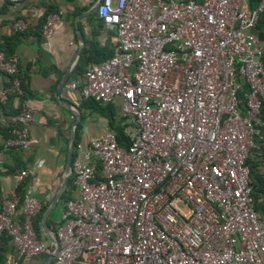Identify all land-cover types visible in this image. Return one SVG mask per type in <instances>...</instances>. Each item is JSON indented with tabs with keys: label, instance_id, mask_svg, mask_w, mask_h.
Returning a JSON list of instances; mask_svg holds the SVG:
<instances>
[{
	"label": "built area",
	"instance_id": "2783aa9c",
	"mask_svg": "<svg viewBox=\"0 0 264 264\" xmlns=\"http://www.w3.org/2000/svg\"><path fill=\"white\" fill-rule=\"evenodd\" d=\"M10 1L17 10L22 0ZM97 15L115 32L111 55L66 86L102 104L119 99L127 145L108 129L77 144L75 195L53 231L56 248L34 229L41 203L30 189L3 199L9 263L44 253L48 264H264L248 162L263 139V48L254 29L264 0H100ZM58 24L59 14L48 13L43 35ZM15 26L26 23L18 17ZM0 71L10 77L0 86L3 104L22 85L16 56L1 49ZM32 113L25 104L12 117L6 147H30ZM30 173L17 171V185Z\"/></svg>",
	"mask_w": 264,
	"mask_h": 264
},
{
	"label": "crops",
	"instance_id": "0c3cea01",
	"mask_svg": "<svg viewBox=\"0 0 264 264\" xmlns=\"http://www.w3.org/2000/svg\"><path fill=\"white\" fill-rule=\"evenodd\" d=\"M97 3L98 0H22L18 9L14 10L10 0H0V43L5 45L11 55L16 56L17 76L23 78L26 90L24 99L20 95H10L5 103H0V205L3 199L21 188L23 191L30 189L33 197L47 208L59 192L47 217V225L51 230L60 222L61 210L66 201L61 200V196L75 195L70 186L71 172L65 186H62L74 112L80 113L78 123L81 122V128L79 139L74 145L77 125L74 127L72 158L78 143L99 136L107 129L105 118L94 109L82 107L83 98L79 92L66 86L70 80H81L83 76L72 74L79 58L78 56L72 62L80 45L77 28L84 40L82 48L90 46L100 57H107L112 52L115 32L102 24L97 15ZM50 12L59 14V24L51 34L45 36L42 25L44 16ZM18 17L26 23V28L22 31H18L15 26ZM254 33L264 50V17L258 21ZM68 69L66 82L57 90ZM9 79L8 75L0 71V86H7ZM114 100L118 103L117 109L121 114L119 99ZM25 104L33 108V113L29 122L30 147L21 151L6 147L5 140L11 136L12 117ZM248 162L254 189L258 191L257 210L264 217V151L260 148L253 149ZM21 169H30L31 173L17 185L14 174ZM57 206L58 215L54 217L52 212ZM20 216L18 209L15 217L19 219ZM40 224L41 219L39 237L46 243L53 244L42 232ZM12 256L10 241L2 242L0 258L3 259V264H10ZM47 259L46 254L40 253L22 257L17 264H45Z\"/></svg>",
	"mask_w": 264,
	"mask_h": 264
},
{
	"label": "trees",
	"instance_id": "16d2710c",
	"mask_svg": "<svg viewBox=\"0 0 264 264\" xmlns=\"http://www.w3.org/2000/svg\"><path fill=\"white\" fill-rule=\"evenodd\" d=\"M255 3V0H250V5L253 6V4ZM261 17H264V15H261L259 17V20ZM46 18V15L44 16V19ZM258 20V21H259ZM45 21V20H44ZM258 23V22H257ZM257 26V24H256ZM20 31V30H18ZM0 49L2 51L5 52V54L7 55H11V53L9 52V50L5 47V45L3 43H0ZM111 55V52L108 54V56ZM107 56V57H108ZM106 56L104 55H101V57L99 56V53L96 51V50H93L90 46H84L80 52V55H79V58L72 70V74L73 73H77V74H83V72L85 71L87 65L89 64V62L93 61V62H99L105 58H107ZM262 63H263V66H264V50H263V54H262ZM73 76V75H72ZM18 78L20 79L21 81V85H22V94L20 95V98L21 99H24L25 98V86H24V83H23V78L19 77ZM247 92V85L245 83L242 84V90L239 92V96L242 97L243 94ZM81 106L84 107V108H91V109H94L96 112H98L102 117L105 118V121H106V127L108 130L112 131L115 136H116V139L117 141L119 142V144L121 145H124L126 146L127 145V142H128V137L125 135L124 131H123V128H124V125H125V117L122 116L119 112H118V103L116 102V100H112L108 103H105V104H102L100 102H97L93 99H82V103H81ZM81 128V122H79L75 128V139H74V145H76L77 143V140L79 139V130ZM262 130V136H263V139L262 141L260 142V149L264 151V126H262L261 128ZM252 170H251V166H250V177H251V181H252V184L254 185L253 183V178H252ZM70 186L71 188H73V185H72V177L70 179ZM20 187V186H19ZM23 190L18 189L16 192H14L12 195H22L23 194ZM257 192L256 189H254V192H253V197H254V206H255V209L257 210ZM72 196L71 195H67V194H63L61 196V200L62 199H69L71 198ZM45 206H42L41 205V208L39 210V212L37 213V215L34 217L33 219V226H34V229L35 231L37 232L38 235H41V231H40V228H39V223H40V219H41V216L43 214V211L45 210ZM258 211V210H257ZM60 225V222L56 225V226H53L52 227V230L55 231L56 228ZM9 241V236L7 235H3L2 238H1V242H0V245L2 242L4 241ZM0 264H3V259L0 258Z\"/></svg>",
	"mask_w": 264,
	"mask_h": 264
},
{
	"label": "water",
	"instance_id": "95a60500",
	"mask_svg": "<svg viewBox=\"0 0 264 264\" xmlns=\"http://www.w3.org/2000/svg\"><path fill=\"white\" fill-rule=\"evenodd\" d=\"M99 2H100V0H98V3ZM77 33H78V36L80 38V45L78 46V48L74 54L72 62H74L77 59V57L79 56L81 48H82L83 43H84L81 32L78 28H77ZM69 70L70 69L66 70L65 73L63 74L62 80H61L60 84L58 85L57 90L60 89V87L66 82V79H67L68 74H69ZM74 113H75V119L72 121V129H71V133H70V143H69V148H68V152H67V156H66V162H65V178L63 179L62 186H65V184L67 182V177L69 176V174L71 172V160H72V155H73L72 152H73L74 127L77 125L78 121L81 118L79 111H75ZM58 197H59V192L55 195L51 204L43 212V215L41 218V224H40L42 232L47 236V238L50 241H52L55 248L57 247V241L53 235L51 228L47 225V217H48L50 211L52 210V207L54 206L55 202L57 201ZM51 259H52V256H48L47 262L45 264H48V262H50Z\"/></svg>",
	"mask_w": 264,
	"mask_h": 264
},
{
	"label": "rangeland",
	"instance_id": "374dc122",
	"mask_svg": "<svg viewBox=\"0 0 264 264\" xmlns=\"http://www.w3.org/2000/svg\"><path fill=\"white\" fill-rule=\"evenodd\" d=\"M177 205H178L181 209H183V210L185 209V206H184V204H183L182 202H178ZM57 215H58V206L55 207V209H54L53 212H52V216L57 217Z\"/></svg>",
	"mask_w": 264,
	"mask_h": 264
}]
</instances>
